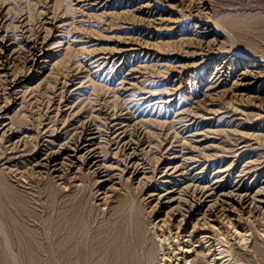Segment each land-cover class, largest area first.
<instances>
[{
    "label": "rangeland",
    "instance_id": "374dc122",
    "mask_svg": "<svg viewBox=\"0 0 264 264\" xmlns=\"http://www.w3.org/2000/svg\"><path fill=\"white\" fill-rule=\"evenodd\" d=\"M4 1L10 7L4 24L6 32L19 36L25 22L36 28L49 9L57 14V24L61 26L53 29L58 35L50 44L53 55L47 58L48 68L31 77L30 56L22 49L9 64L7 76L0 77V86L4 88L0 91V95L4 94L1 101L16 97L8 113H4L16 132L5 134L4 129L0 130V264H5L6 257L12 264H148L146 250L160 236L155 225L160 216L167 224L163 228L165 234L172 226L171 235L178 234L179 239L181 232L191 230L195 222L191 216L185 222L180 220L181 223L180 215L176 219L169 217L173 210L187 213L184 209L188 206L182 208L176 202L170 206L156 204L149 192L154 185H161V177L152 171L167 155L179 149L188 151L187 146L197 143L194 137L183 141L188 133L181 131L179 111L200 99L210 72L207 68L212 63L208 54H218L220 60L229 59L233 64L257 60L264 71V0H130L128 4L112 0L105 8L98 3L83 5V11L75 9V0ZM146 2L153 3L154 15L141 9ZM206 26L213 31L205 34ZM132 40L142 41L156 53L129 52L127 59L135 67L134 74H139L130 83L125 78L129 66L123 69L120 65L123 58L106 61L100 56H107L110 48ZM186 65L188 75L178 89H173L178 85L174 80L178 70ZM83 68L78 78L66 83L68 76ZM15 76L24 79L14 87L19 88V93H11L13 88L7 85L8 79ZM122 86L132 90L119 91ZM63 93L71 95L70 106L62 105L61 112L57 101ZM209 100L212 104L204 105L202 113L209 108L221 110L208 116L212 124L210 119H202V134L195 139L204 136L207 141L200 143L205 148L192 153L199 159L196 170L206 166L203 174L210 180L220 162L223 166L232 161L248 162L249 172L244 176L247 181L262 179L264 172L256 169L264 163V102L261 108L258 98L231 92H221ZM102 101L112 109L127 108L133 114L130 123L145 127L150 144L137 151L144 157L145 172L131 171V150H118L116 145L102 147L112 178L106 182L85 165H76L62 179L51 170L33 168L34 154L42 142L56 147L67 140L74 130V121L93 115L102 123L95 108ZM236 107L245 114H235ZM255 125L260 128L252 127ZM166 142L171 143V148H167ZM234 173L224 172L221 176L226 174L224 177L232 180ZM235 216L236 220L222 222V230L217 234L224 245L221 247L231 252L229 264H264V213L239 212ZM199 235L193 236L192 243L198 242ZM195 256L197 262L209 263L202 252Z\"/></svg>",
    "mask_w": 264,
    "mask_h": 264
},
{
    "label": "bare ground",
    "instance_id": "6f19581e",
    "mask_svg": "<svg viewBox=\"0 0 264 264\" xmlns=\"http://www.w3.org/2000/svg\"><path fill=\"white\" fill-rule=\"evenodd\" d=\"M111 2L112 0H75V2L73 3H75L76 5L75 7L76 10L83 11L82 9L83 5L91 6L93 4L98 3L99 6L105 8L109 6ZM129 2L131 3L130 0H124V2L121 0V3H124V4H128ZM153 6L154 5L152 2H146L142 4L140 7L142 10L146 9L145 12L148 15H154L155 10H153L154 8ZM9 8L10 7H7L4 0L0 1V77L4 75L7 76L9 64L11 62L13 63V61L19 57L22 49L24 50L26 49L30 56V61H31L29 65L30 72L33 73L30 75L31 77H34L35 74H37L38 72H41L43 69L48 68L49 62L47 61V58L52 57L53 55V51H52L53 49L50 48V44L53 42V38H55L58 35V33L54 34L53 29L54 27L58 28L59 26H61L57 24V19L59 17L56 16L57 14L54 15L55 13L52 12L50 9L46 10V12H44V15L41 16L42 17L41 23L40 24L38 23L39 25L36 26V28H31L25 22V24L22 25L21 33L19 34V36H17L13 32L9 33L5 31L4 24L6 20L8 19ZM38 20L40 21V19ZM15 24L17 25V23ZM29 24L31 25V23ZM33 24H35V22H33ZM206 29L207 30L205 32L207 33L205 34H209L213 31V29H210L208 26H206ZM130 39H133V38H130ZM132 41H128L126 43H123L120 46L110 48L107 56H104V55L100 56V57H103L104 60L106 59V61L108 59L117 60L119 58H123L120 65L123 69L129 66L127 70L129 75H125V78H127L130 81V83L133 79H137L139 77V74L138 75L134 74L135 67L132 66L131 60L127 59V57L129 56L128 55L129 52L135 51L136 54L145 52L147 55H152L156 53V51L152 50L153 49L152 47H149L147 44L142 43V41H139V40H136L133 42ZM22 55L23 54H21V56ZM208 55H211L210 59H212L211 62L213 64L211 63V66L207 68V70L210 72H208L209 73L208 79L203 86V88L205 89H203L204 91L202 92L200 99H198L195 102V104L190 105L191 107H188L184 110L179 111V114L181 115L180 118H181L182 128H183V130L181 131H183L182 133H188L187 138L186 136L183 137V141L186 142L187 140H189L188 139L189 137L191 138L194 137L193 140H196L197 143L192 144L191 146H187L188 151H184V149H179L176 152L174 151L175 153L173 152V154L171 155L169 154V156L167 155L168 157L166 156V158H163L159 161L157 168H155V170H153L152 173L153 175L155 173H160L161 185H154V188H152L153 190L151 189L152 192H149L150 196L154 197V199L156 200L155 202L157 205L161 203L162 206H170L173 202H176L178 205L180 204L182 208L185 206L186 207L188 206L187 209H184V210H187V213H184L182 211L180 212V210L179 212L173 210L171 214L169 215V217L176 219L180 215L181 218L179 219V223H181L180 220L182 222H185L191 216L195 218V222L191 230H184L185 232L184 231L181 232L183 233L182 234L183 236L181 235L182 239H179L177 237H180V235L177 234V237L176 236L173 237L171 235L172 226H168L167 231L169 234H165L163 228L164 226L166 227L167 224H166V221L164 220L165 218L160 216L159 219L155 221V225L158 228L157 230L161 231L160 233L158 232V235L160 236L157 237V242L149 244L146 250V257L148 260L147 261L148 264H202L201 262H197L196 260L197 256L195 255L197 252L203 253L204 257H206L209 260L208 264H229L230 258H231V252L228 248L221 247L222 245L221 239L219 236H217L220 230H222L221 229L223 227L222 222L224 223V221H228L229 223V220H233V219L236 220L237 218L235 215H237L239 212L240 213L248 212L251 214L252 213L253 214L254 213H262V214L264 213V177L259 180L247 181L246 177L244 176L247 175L249 172L248 168L250 167V164L248 162L239 164L238 162L234 163V161H232L231 163H228L226 166H223L224 163L222 164L220 162L218 165L219 168L215 172H213L214 174H212L213 176L210 180L208 179L206 180L203 174V171H204L203 168L206 166H203L198 171L196 170L198 166H196L195 163H197L199 159H197L194 156L195 154H192V153L199 149L205 148V145L200 144V143H204L207 141V140H204L203 138L204 136L199 139H195L196 135L202 134V131H201V129L203 128L202 119H205V118L210 119L211 117H208L210 114H216L217 112H220L221 110V108L219 109L209 108V109H204L202 113L201 108L204 105L208 106L209 104H212L209 99H211L214 95L218 96L221 92L222 93L231 92L234 95L235 94L240 95V96L249 95L250 97L251 96L254 97V99L258 98L260 100L259 106L261 108H263V106L261 105H262V102H264V71L261 69L260 64H257L258 63L257 60H247L246 62L244 60H239L238 63L233 64L229 62V59L220 60L218 57L219 56L218 54L216 55L208 54ZM23 59H25V56ZM248 64L251 66H255V68H247V66L245 65H248ZM187 69L188 67L186 65L178 70V73L176 74L177 76L175 77L176 79H174L175 83H177L178 85L175 86L173 89H178L177 87H179L181 83L184 82V78H186V76L188 75L186 73ZM84 70H85L84 68L81 70L78 69L76 72H74L71 75H70L71 72L69 73L68 71H66L70 75L68 76L66 83L68 84L72 82V80L78 78L79 74L81 72H84ZM8 80H9V83H7V85L9 84L13 88V91H11V93H19L18 92L19 88H14V87L18 86L20 82H22L24 79L18 80V77H16V78L8 79ZM175 83H173V85H175ZM3 89L4 88L3 87L1 88L0 86V91ZM120 89L123 92H128L129 90H132V88H129L128 86H122L118 88L119 91ZM35 94H39V93L36 92ZM51 96L53 95L51 94ZM51 96L49 94V97ZM70 96L71 95H67L63 93V95H61L59 99L57 97L58 99L57 104L59 106L58 111L60 109H61V112L64 111V109L62 108V105L68 106L70 102ZM37 98L38 97H36V99ZM15 99L16 97H13L11 99H8V100L6 99V100L1 101V98H0V130L4 129V133L7 131H11L12 133L16 132L15 131L16 128L12 131V125H10V122L7 121V117L4 114V113H8L9 108L12 106L11 105L12 101H14ZM38 100L39 99L36 100L37 103H38ZM36 101L34 102L36 103ZM51 102L54 103L55 100L54 101L51 100ZM102 102H99L98 107H95L97 108L98 116H101L103 119L102 123H99L98 119H96L95 116L93 115L82 118L80 121H74V123H76L73 127L74 130L73 132L70 133L71 135L70 137H68L67 140L64 139L65 141L61 142L56 147L51 146L48 143L42 142V144L39 147V150L34 154L35 161L33 163V168L39 171H41L43 168L51 170L52 173H57L56 176H59V178L62 179V178H65L66 173L72 170L76 165H82V166L85 165L89 169H92L94 172L99 174L100 181L106 182L108 180H111L112 178L107 169V165L104 163L102 147L105 145H109V146L116 145L115 148H118V150L122 149L125 151L127 150V148L131 150L128 152V163H129V167L132 168L131 171L136 172L137 174H139L140 172H145V169L147 166L145 165L146 163L143 160L144 157H142L141 153H138L139 151H141V149L144 146L150 144L149 143L150 140L148 138V134L145 130V127L139 123H133V122H132L133 124L130 123V120L133 118V114L127 108L123 107V108H118V109H112L113 106L112 107L110 106L111 107L110 108L106 106L104 102L103 103ZM33 109L35 110V108ZM41 109L43 110V108ZM235 109H233L234 111H236L235 114H237V112H240L241 114L243 113L245 114V112H243L241 109L237 107ZM208 122L209 124H212L211 119ZM42 124L43 123H41V125ZM259 126L260 125H255L252 127H255L256 129H258L260 128ZM134 134H136V136H134ZM203 135H206V134H203ZM35 142H37V139ZM166 145H167V148H169L171 146V143L166 142ZM179 145H182V144H179ZM240 150L243 151V149H240ZM187 154H190V155H187ZM132 159L134 160L132 161ZM259 164H258L259 167H257L256 172L260 170V172L262 173L264 172V163L261 162ZM232 169L234 172H236V174L234 173L235 178H233L232 180H230L231 179L230 177L225 178L224 176H226V174L221 176V174L224 172H229V175H230L233 172ZM187 179L189 180V182H186ZM172 181L174 183H172ZM177 204L171 206V208H175ZM160 221H163V222L159 224ZM177 226L178 228L181 227L180 224ZM231 227H232V224H231ZM197 234H200L198 238V242L194 244L192 243V238L193 236ZM242 242L244 241L242 240ZM7 247L11 248V245L9 244V246L7 245ZM5 260H6L5 264H12L9 258L6 257Z\"/></svg>",
    "mask_w": 264,
    "mask_h": 264
}]
</instances>
